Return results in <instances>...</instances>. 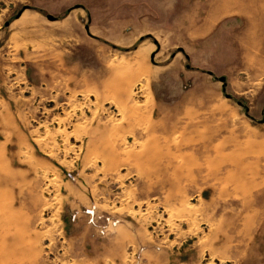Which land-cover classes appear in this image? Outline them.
Returning <instances> with one entry per match:
<instances>
[{
    "label": "rangeland",
    "instance_id": "1",
    "mask_svg": "<svg viewBox=\"0 0 264 264\" xmlns=\"http://www.w3.org/2000/svg\"><path fill=\"white\" fill-rule=\"evenodd\" d=\"M0 264H264V0H0Z\"/></svg>",
    "mask_w": 264,
    "mask_h": 264
},
{
    "label": "water",
    "instance_id": "2",
    "mask_svg": "<svg viewBox=\"0 0 264 264\" xmlns=\"http://www.w3.org/2000/svg\"><path fill=\"white\" fill-rule=\"evenodd\" d=\"M88 28H89V27H87V29H88ZM220 80H221L222 82H224V84H225L224 89L226 90V77H221ZM227 97H231V95L228 94Z\"/></svg>",
    "mask_w": 264,
    "mask_h": 264
}]
</instances>
